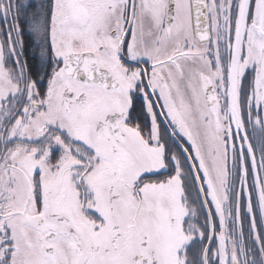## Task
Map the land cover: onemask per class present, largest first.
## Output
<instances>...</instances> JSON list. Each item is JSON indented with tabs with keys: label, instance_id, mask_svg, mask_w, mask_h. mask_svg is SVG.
<instances>
[{
	"label": "snow or ice",
	"instance_id": "6c2138e0",
	"mask_svg": "<svg viewBox=\"0 0 264 264\" xmlns=\"http://www.w3.org/2000/svg\"><path fill=\"white\" fill-rule=\"evenodd\" d=\"M0 264H264V0H0Z\"/></svg>",
	"mask_w": 264,
	"mask_h": 264
}]
</instances>
